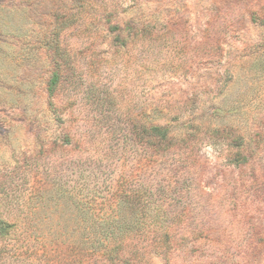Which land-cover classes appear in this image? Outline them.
I'll return each instance as SVG.
<instances>
[{
  "label": "rangeland",
  "instance_id": "rangeland-1",
  "mask_svg": "<svg viewBox=\"0 0 264 264\" xmlns=\"http://www.w3.org/2000/svg\"><path fill=\"white\" fill-rule=\"evenodd\" d=\"M0 219V264H264V0H0Z\"/></svg>",
  "mask_w": 264,
  "mask_h": 264
},
{
  "label": "trees",
  "instance_id": "trees-1",
  "mask_svg": "<svg viewBox=\"0 0 264 264\" xmlns=\"http://www.w3.org/2000/svg\"><path fill=\"white\" fill-rule=\"evenodd\" d=\"M108 32L109 33H115L118 32V36L116 37V40H121L120 37V28L117 25V23L115 24V26H109L108 27ZM54 51V56L56 58H59V52H61L62 50H60V47H54L53 49ZM58 77L59 75L56 73L54 74V83L53 86L50 90L53 93L54 89L56 88L57 84H58ZM146 136L148 138V140H156L159 139L160 141H168V133L166 131V129H163L161 127H149L148 129H146ZM12 228L11 225H9L8 223H6L5 221L0 219V236L4 237L8 234V232L10 231V229ZM135 232H132L129 234V236L134 235ZM106 253V259H107V264H127L128 262V257L127 255L124 254L123 249L121 247L118 248H114L112 251H107ZM107 253H109L107 255ZM105 255V254H104Z\"/></svg>",
  "mask_w": 264,
  "mask_h": 264
}]
</instances>
